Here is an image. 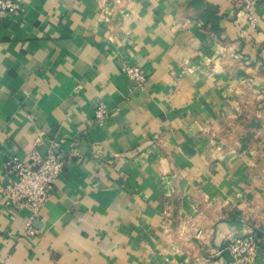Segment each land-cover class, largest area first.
<instances>
[{
    "label": "crops",
    "instance_id": "0c3cea01",
    "mask_svg": "<svg viewBox=\"0 0 264 264\" xmlns=\"http://www.w3.org/2000/svg\"><path fill=\"white\" fill-rule=\"evenodd\" d=\"M16 1L0 15V264H228L217 253L250 232L264 264V0L257 28L239 0ZM56 144L78 156L28 235L2 164Z\"/></svg>",
    "mask_w": 264,
    "mask_h": 264
},
{
    "label": "built area",
    "instance_id": "2783aa9c",
    "mask_svg": "<svg viewBox=\"0 0 264 264\" xmlns=\"http://www.w3.org/2000/svg\"><path fill=\"white\" fill-rule=\"evenodd\" d=\"M263 0H239L242 11L245 13L248 24L257 28L259 17L256 8ZM21 9L20 3L16 0H0V15L17 13ZM123 71L129 80L142 86L147 81L146 73L138 66L124 65ZM110 109L103 102L95 109V120L100 126L104 125L110 116ZM78 156V149L75 145L66 152L59 144L46 149L44 155L37 151H31L25 156L9 151L6 160L2 164L7 186L2 189L8 204L18 210H27L31 218L26 225L28 235L35 234L32 229V222L38 216L39 210L46 204L50 192L57 183L59 176L66 169L69 160ZM202 234L199 231L198 236ZM228 253V264H257L260 256V248L256 242L253 232L244 236L235 237L229 240L227 245L217 254Z\"/></svg>",
    "mask_w": 264,
    "mask_h": 264
},
{
    "label": "trees",
    "instance_id": "16d2710c",
    "mask_svg": "<svg viewBox=\"0 0 264 264\" xmlns=\"http://www.w3.org/2000/svg\"><path fill=\"white\" fill-rule=\"evenodd\" d=\"M254 236H255L256 242H257V244L259 245V248H260V239H259V236L256 233H254Z\"/></svg>",
    "mask_w": 264,
    "mask_h": 264
}]
</instances>
